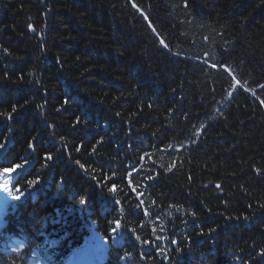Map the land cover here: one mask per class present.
Returning <instances> with one entry per match:
<instances>
[{
  "label": "trees",
  "instance_id": "1",
  "mask_svg": "<svg viewBox=\"0 0 264 264\" xmlns=\"http://www.w3.org/2000/svg\"><path fill=\"white\" fill-rule=\"evenodd\" d=\"M4 182L0 264H264V0H0Z\"/></svg>",
  "mask_w": 264,
  "mask_h": 264
},
{
  "label": "snow or ice",
  "instance_id": "2",
  "mask_svg": "<svg viewBox=\"0 0 264 264\" xmlns=\"http://www.w3.org/2000/svg\"><path fill=\"white\" fill-rule=\"evenodd\" d=\"M162 43H163V41H162ZM13 112H15V108H13ZM201 127H203V125H201ZM197 131H199V130H197ZM48 158L51 159L50 156ZM16 167L19 168L20 165H17ZM81 167H83V165H81ZM4 171L7 172V171H9V169H5ZM257 171H259V170H257ZM30 183H34V182H30ZM0 189H3L5 192H9L8 182L0 183ZM14 197H15V199H20L22 197V194H21V196H14ZM117 227H119V224L117 225ZM114 231H115V229H114Z\"/></svg>",
  "mask_w": 264,
  "mask_h": 264
}]
</instances>
